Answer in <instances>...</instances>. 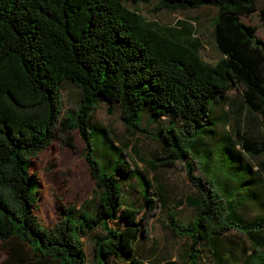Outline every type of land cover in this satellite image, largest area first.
I'll return each instance as SVG.
<instances>
[{
	"label": "trees",
	"instance_id": "16d2710c",
	"mask_svg": "<svg viewBox=\"0 0 264 264\" xmlns=\"http://www.w3.org/2000/svg\"><path fill=\"white\" fill-rule=\"evenodd\" d=\"M147 2L0 0V264H86L81 236L95 227L102 233L89 234L93 264H102L108 256L137 255L135 242L144 233L137 211L155 205L147 192L150 181L136 172L104 126L89 122L99 100L107 106L116 103L129 132L146 131L139 123L143 113L145 120L156 123L158 130L150 136L157 140L159 152L153 163L182 161L195 190L183 201L196 208L190 221L181 223L183 229L195 220L204 230L224 221L217 229L220 235L235 223L248 224L259 217V212L247 216L244 208L213 187L204 172L194 174L189 151L206 148L205 139L213 129L193 131L206 120L211 104L214 108L228 90L237 89L241 108L236 114L241 115L235 119L233 135L243 151L257 157L254 168L264 175V133L243 127L247 123L243 111L249 109L264 130V39L242 19L256 12L264 26V4L156 0L154 9L214 8L210 33L219 55L209 62L200 55L189 23L158 25L127 4ZM62 81L77 86L80 94L74 111L59 118ZM71 128L84 141L82 157L95 188L76 207L57 204L56 220L44 225L33 213L38 180L29 169V159L51 142L57 130ZM130 177L139 186L141 206L122 199L121 182ZM168 214L169 222L174 214ZM243 233L249 246L264 242V224ZM184 235L191 248L196 239L207 244L210 237L201 232L193 238ZM212 237L217 246L213 262L222 264L218 236ZM122 260L121 264H141L134 255Z\"/></svg>",
	"mask_w": 264,
	"mask_h": 264
},
{
	"label": "rangeland",
	"instance_id": "374dc122",
	"mask_svg": "<svg viewBox=\"0 0 264 264\" xmlns=\"http://www.w3.org/2000/svg\"><path fill=\"white\" fill-rule=\"evenodd\" d=\"M155 2L156 0H149L147 3L127 4L134 6L145 19L158 25L179 27V20L186 21L190 24L193 36L198 39L202 58L209 62L216 60L219 53L210 33V22L214 14L212 6L203 5L170 11L154 9ZM262 4L264 0H257V6ZM242 19L253 24L255 35L264 39V26L256 12L243 16ZM79 94L78 87L71 82L60 83L59 118L74 111ZM240 103L237 89H231L226 93L224 101L216 103L214 108L211 104L206 120L193 131L196 134L213 129L210 137L205 139L208 144L198 153L189 151V156L195 161L192 170L194 174L199 175L200 171L204 172L213 187L220 190L227 198H232L235 206L244 208L247 216L251 217L259 212L257 219L238 226L235 223L234 229H228L219 235L217 229L224 221L214 222L206 230L196 220L187 230L182 228L181 223L190 221L196 213L195 207L184 203V196L195 194V190L186 178L181 160H175L172 165L153 163L154 156L159 152L157 140L150 136L158 130L155 128L156 123L145 120L147 115L143 113L139 123L144 125L146 131L129 132L121 123L116 103L107 106L105 101L97 102L89 115V122L104 126L113 143L123 147V153L129 159L131 166L150 181L147 192L155 204L150 210L140 208L137 211L140 226L144 230L142 237L135 242L137 255L123 253L119 258L108 256L102 260V264H121L124 262L122 259L130 255H134L141 264H214L213 260L216 261L217 258V246L216 239L212 236L216 235L219 239V256L225 260L222 264H246L245 262L251 261L262 263L264 242L261 241L262 245H259L253 241L252 246H249L248 238L243 233L249 227L264 224V175L254 168L257 157L243 151L239 147V140L233 135L235 119L241 115V112L236 114V110L241 108ZM243 113L247 118V123L244 121L243 124L244 128L247 126L254 133H264L254 113L249 109H244ZM83 146L84 141L75 128L59 129L51 142L29 159V169L38 180L33 213L40 223L50 225L56 220L57 204L76 207L92 194L95 184L82 157ZM107 149L109 151V146ZM193 161L191 162L194 163ZM121 186L122 199L135 206H141L143 201L135 179L130 177L122 180ZM159 191L161 197L157 195ZM141 192L147 194L144 190ZM169 211H173L174 217L168 222ZM198 232L205 236L210 235L207 244L203 240L196 239L197 242L191 248L189 239L184 234L193 238ZM93 233H102V231L95 227L81 236L86 264H93V241L89 235ZM190 250H193V254H190ZM226 250L231 251V254H227ZM240 256L242 260L239 263Z\"/></svg>",
	"mask_w": 264,
	"mask_h": 264
},
{
	"label": "crops",
	"instance_id": "0c3cea01",
	"mask_svg": "<svg viewBox=\"0 0 264 264\" xmlns=\"http://www.w3.org/2000/svg\"><path fill=\"white\" fill-rule=\"evenodd\" d=\"M160 197H161V192L159 191V194H158ZM229 240V239H228Z\"/></svg>",
	"mask_w": 264,
	"mask_h": 264
}]
</instances>
